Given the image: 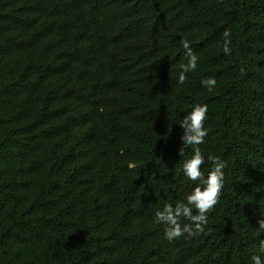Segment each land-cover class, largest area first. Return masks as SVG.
<instances>
[{
	"label": "trees",
	"instance_id": "obj_1",
	"mask_svg": "<svg viewBox=\"0 0 264 264\" xmlns=\"http://www.w3.org/2000/svg\"><path fill=\"white\" fill-rule=\"evenodd\" d=\"M198 104L201 179L218 157L223 187L204 232L169 241L155 212L199 183ZM261 220L264 0H0V264H250Z\"/></svg>",
	"mask_w": 264,
	"mask_h": 264
},
{
	"label": "clouds",
	"instance_id": "obj_2",
	"mask_svg": "<svg viewBox=\"0 0 264 264\" xmlns=\"http://www.w3.org/2000/svg\"><path fill=\"white\" fill-rule=\"evenodd\" d=\"M224 36L229 37L230 33L225 31ZM182 47L187 63L181 66L182 70L178 75V82L181 84L185 82L186 74L197 68V56L191 49L189 42L183 41ZM224 51L226 54L229 51L227 44ZM201 83L211 91L216 80L208 78L202 80ZM207 112L208 106L206 104H198L180 122V126L185 130L181 139L185 147L190 146L192 148V155L182 164L181 170L189 180L199 181V183L186 195L185 202L177 204L175 208L171 204H166L162 211L157 210L155 212V222L165 225L164 237L169 241L181 238L185 234L192 237L203 233L207 224V213L218 202L223 187L225 163L218 157H209L212 167L206 178L201 179V165L205 163V155L199 146L205 143V137L208 134L205 127ZM183 151L184 148L181 149V153ZM193 209L196 210L195 215H193ZM182 217L194 222V224L184 223L182 225L180 222ZM259 228L264 231V220L259 221ZM262 254H264V244L260 246L259 254L250 257V264H264V259L261 258Z\"/></svg>",
	"mask_w": 264,
	"mask_h": 264
}]
</instances>
